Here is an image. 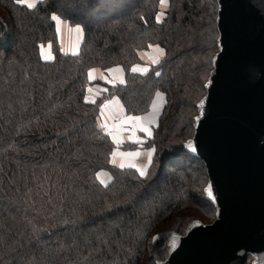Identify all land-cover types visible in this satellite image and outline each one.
Instances as JSON below:
<instances>
[{"label": "trees", "instance_id": "1", "mask_svg": "<svg viewBox=\"0 0 264 264\" xmlns=\"http://www.w3.org/2000/svg\"><path fill=\"white\" fill-rule=\"evenodd\" d=\"M29 2L0 0V264L164 262L165 225L218 218L207 165L186 144L223 49L220 0ZM53 14L82 28L78 53L62 52ZM144 51L160 60L142 73ZM159 92L147 174L119 168L102 108L137 117Z\"/></svg>", "mask_w": 264, "mask_h": 264}, {"label": "water", "instance_id": "2", "mask_svg": "<svg viewBox=\"0 0 264 264\" xmlns=\"http://www.w3.org/2000/svg\"><path fill=\"white\" fill-rule=\"evenodd\" d=\"M220 3L223 49L186 144L207 165L218 218L175 234L162 264H264V0Z\"/></svg>", "mask_w": 264, "mask_h": 264}, {"label": "crops", "instance_id": "3", "mask_svg": "<svg viewBox=\"0 0 264 264\" xmlns=\"http://www.w3.org/2000/svg\"><path fill=\"white\" fill-rule=\"evenodd\" d=\"M57 32L59 36V41L61 45V50L65 54H76L79 51L83 31L80 26H72L67 21L61 20L57 24ZM74 34L75 39H72V43H66L67 35ZM69 38V35H68ZM46 53L44 57L49 59L52 56L50 47L45 48ZM143 63L138 67V72L145 73L148 71L151 64H156L159 62L160 57L154 51H147L145 54V59L141 57ZM143 69H147V71H142ZM96 77L101 79L102 74L99 70L96 71ZM99 88L92 87L89 93V99L95 100L96 96L99 93ZM163 95L159 92L156 95L155 104L152 109L163 103ZM151 109V110H152ZM155 111V110H153ZM150 120L155 121L156 116L151 112ZM125 117L121 112L120 107L116 103V101H109L101 110L100 115V126L110 131V137L115 144V149L112 155V163L116 164L119 168H134L138 170L143 175H146L148 169L152 163V159L154 157V147L148 144L149 138L146 136L145 129L141 126L138 119H134V123H130L132 120L130 119L129 126H125L121 129H115L113 124L114 119H121ZM136 118V117H134ZM158 123V120H156ZM114 128V129H113ZM100 180L102 183L107 184L111 181V176L109 173L103 172L100 174Z\"/></svg>", "mask_w": 264, "mask_h": 264}, {"label": "rangeland", "instance_id": "4", "mask_svg": "<svg viewBox=\"0 0 264 264\" xmlns=\"http://www.w3.org/2000/svg\"><path fill=\"white\" fill-rule=\"evenodd\" d=\"M168 2H167V0H165V2H164V4H167ZM60 21V19H56V23L58 24V22ZM68 35H69V38H68ZM67 35V40H65L66 41V43H67V41H68V43L70 42V43H72V39L74 38L75 39V35L74 34H72V32L70 33V34H68ZM83 36V35H82ZM83 38V37H82ZM81 42H82V40H81ZM43 52H44V54L46 53V49H44L43 50ZM145 54H146V52L144 51V52H142L141 53V57H145ZM145 59V58H144ZM162 95H163V97H164V99H163V103L162 104H160L157 108H154V110H156V115L158 116V112L161 114L162 113V111H163V108H164V106L166 105V103H167V101H166V96H165V94H163L162 93ZM151 111V110H150ZM149 111V112H150ZM148 112V113H149ZM155 114V113H154ZM123 118H127V116H125V117H123ZM123 118H121V119H123ZM134 120V119H133ZM131 121L130 123L132 124V123H134V121ZM153 124H154V126L156 125V123H155V121H153L152 122ZM158 125V124H157ZM128 126H129V122H128ZM157 127V126H156ZM156 127L155 128H153L152 130H153V133H154V130L156 129ZM144 129V128H143ZM145 134H146V136H147V133H149V132H146V130H145V132H144ZM149 138V142H151V141H153V140H151L150 139V137H148ZM153 138H154V134H153ZM154 152H155V148H154ZM154 159H152V161H153ZM213 221V220H212ZM211 221V222H212ZM211 222L210 223H201V222H197V221H195V222H193V223H190V225L186 228V231L185 232H183V233H179V234H186L187 233V231H188V229H189V227H191L193 224L194 225H197V224H199V225H208V224H211ZM176 226H177V222L176 221H174V222H170V223H168L167 225H165L163 228H162V232H164V233H167L169 236H170V240L173 238V236L175 235V234H178L177 233V231H176ZM183 236V235H182ZM170 255V254H169ZM259 258V256L258 255H253V256H251L250 257V260L248 261V264H253L257 259ZM163 262H160L159 264H162Z\"/></svg>", "mask_w": 264, "mask_h": 264}, {"label": "built area", "instance_id": "5", "mask_svg": "<svg viewBox=\"0 0 264 264\" xmlns=\"http://www.w3.org/2000/svg\"><path fill=\"white\" fill-rule=\"evenodd\" d=\"M159 106V105H158ZM158 106L154 107V108H157ZM154 108L147 114H144V115H140V116H137L136 118H139L138 121L139 123L141 124V126L146 130V132H149L147 133L148 136H150L151 138L153 137V128H155L157 126V121L159 119V116L161 115L159 112H158V116L156 115V110H154ZM151 112L155 113L154 116H156V120H155V123L156 125L154 126V124L152 123L153 121H151L149 118H150V114ZM134 117H127V118H123V119H114L113 121V124L116 125L115 126V129H119L121 131L122 128H124L125 126H128V121L133 120V119H136ZM114 129V128H113Z\"/></svg>", "mask_w": 264, "mask_h": 264}, {"label": "snow or ice", "instance_id": "6", "mask_svg": "<svg viewBox=\"0 0 264 264\" xmlns=\"http://www.w3.org/2000/svg\"><path fill=\"white\" fill-rule=\"evenodd\" d=\"M165 0H161V3H164ZM17 3H27L29 7H33L34 5L29 2V0H17ZM53 19H57V17L55 16V14H53ZM161 54H163V49L160 50ZM91 71V70H90ZM133 71H137V69L134 67ZM142 71H147V69H143ZM157 75H159V73H157ZM201 104H203V101H201ZM139 119V118H136ZM143 175V173H141ZM209 195L211 196V191H209Z\"/></svg>", "mask_w": 264, "mask_h": 264}, {"label": "bare ground", "instance_id": "7", "mask_svg": "<svg viewBox=\"0 0 264 264\" xmlns=\"http://www.w3.org/2000/svg\"><path fill=\"white\" fill-rule=\"evenodd\" d=\"M147 114V113H146ZM118 119V118H117ZM114 121V120H113ZM148 136V135H147ZM148 137H150V136H148ZM153 138V137H152ZM151 137H150V139H152Z\"/></svg>", "mask_w": 264, "mask_h": 264}, {"label": "clouds", "instance_id": "8", "mask_svg": "<svg viewBox=\"0 0 264 264\" xmlns=\"http://www.w3.org/2000/svg\"><path fill=\"white\" fill-rule=\"evenodd\" d=\"M259 75V74H258Z\"/></svg>", "mask_w": 264, "mask_h": 264}]
</instances>
